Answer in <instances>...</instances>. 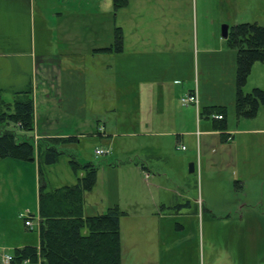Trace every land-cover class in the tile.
I'll return each instance as SVG.
<instances>
[{
	"label": "rangeland",
	"instance_id": "obj_1",
	"mask_svg": "<svg viewBox=\"0 0 264 264\" xmlns=\"http://www.w3.org/2000/svg\"><path fill=\"white\" fill-rule=\"evenodd\" d=\"M64 1L0 0V97L6 103H13L17 94L35 78V69L44 61L43 55L50 57L55 42L50 37L52 24L44 15L51 11L72 10ZM83 4L80 9L84 12L107 13L100 42H105V34H109L111 28L113 38V29L121 27L122 55L115 57L114 51L99 55L106 88L104 93L93 98L96 106L84 116L87 122L76 123L72 117L59 113L36 119L40 123L47 116L53 122V128H42V133L65 135L64 138L77 136L76 141L56 143L55 147L63 154L55 163L42 161V178L47 187L76 182L77 175L71 169L70 159L90 162L118 181L120 209L125 213L120 222L122 264H264V177L250 176L244 184L240 178L247 177L240 165L249 154L241 159L233 148L221 147L216 135L202 133L198 137L197 131L205 129L203 109L199 111V127L194 118L192 135L183 134L182 129H189L188 123L183 126V119L180 130L167 128L168 124L160 122L151 130L177 131L182 135L178 141L176 134L136 137V133L147 131L140 124L136 126L137 121L149 115L157 117L156 112L140 113L136 101L130 98L129 85H123L120 90L111 85L114 77L117 82L130 81L132 36L137 23L139 33L143 36L148 33L151 38L141 46H148L156 53L157 45L167 47L168 37L170 47L178 45L180 52L183 49L176 58L180 64L176 75L186 77L183 78L185 89H199V92L202 89L204 101L209 105H224L227 121L236 124L237 119H248L244 120L247 124L240 126L255 127L258 121L251 124L253 118L236 116L233 104L235 52L227 42L228 35L221 37V30L227 26L229 33L233 26L243 23L264 26V0H127L126 6L118 10L113 9L112 0H84ZM178 24L180 31L173 36ZM158 48L163 50V47ZM161 58L162 61L157 56L150 64L174 63L170 53ZM254 87L264 88V64L260 61L252 64L242 92ZM231 91L234 96L227 100ZM186 94V90L183 94L175 92L176 111L189 107L180 102ZM217 116L212 118L216 120ZM263 117L264 113L260 120ZM96 121L99 122L96 124ZM98 125L104 128L103 134L96 133ZM2 126L13 131L18 142L26 139L34 145L40 133L35 130L34 122L29 131L12 123ZM181 145L186 150H181ZM139 147L142 149L136 154L133 149ZM96 149L103 153L96 155ZM136 155L149 169L148 180L141 168L134 167ZM190 164L194 165L193 173L188 172ZM37 165L36 154L34 161L0 160L1 249L14 245L23 232L32 237L36 234V228L31 232L25 229L20 215L33 224L38 222ZM161 173H166L167 177L159 175ZM100 183L84 193L88 214L101 207L104 197L108 200L115 197L112 187L105 190ZM260 200L259 208L246 210L244 203Z\"/></svg>",
	"mask_w": 264,
	"mask_h": 264
},
{
	"label": "crops",
	"instance_id": "obj_2",
	"mask_svg": "<svg viewBox=\"0 0 264 264\" xmlns=\"http://www.w3.org/2000/svg\"><path fill=\"white\" fill-rule=\"evenodd\" d=\"M83 1L84 0H65L64 2L66 4L71 5L70 7L73 8L72 10L68 8L64 9V11H51L48 15H44V17L48 18L49 22L52 24V26L50 25V37L55 44L50 51V57L46 54L43 55L42 58L44 61L40 63V65H37L36 68L38 69H35V78L29 82L28 85L30 86L27 85V88L25 89L32 90L33 94L34 127L37 132L40 131V133H37V140H47V143H49V140L51 139L57 141L60 140L59 143L61 141L65 142V140L76 141L77 136L64 138L65 135L42 133V128L44 130H51L53 128V122L49 121V117L45 116L46 120L38 123L36 119H38L39 116H53L59 113L61 115H68V117H72L73 121L76 123H83L84 121L87 122L88 120L85 119L84 116L88 113L90 114V111L96 106L93 98L98 96L99 93H104L106 88V81H104L105 77L102 74L103 71L101 72V67L104 68V66L100 65L99 55L112 53L111 51L105 50L106 48H109L112 43V28L109 34H105V39H103L105 42H100L99 38H101V35L104 32V24L107 20V13L84 12L80 9L81 6L84 5ZM135 13L138 12L135 11ZM86 21L87 25H85ZM179 27L180 26L178 24L177 28L173 29V36L179 33ZM116 28L121 29V27ZM139 29L140 25L138 26L136 23L133 28L134 33L132 37L134 40L132 42L130 53V81L128 83H123L121 80L117 82L116 77H114V80L111 82V85L114 88L117 87L118 90H120L123 85L130 86V98L131 100L133 99L136 101L137 109L140 113H152L153 110L156 112L157 117L149 115L147 116V119H139L137 121L135 125L137 126L140 124L147 131L141 134L136 133V137H138V135L148 137L159 134H176V141H178L181 139L182 135L177 133V131L152 132L151 130L157 128V122H160V124H168L167 128L170 127L173 130L178 128L180 130L179 126L181 125V119H183V126H186L187 123L189 124V129H182L183 134L186 135L187 133L192 135L194 118L198 121L196 126L198 125L199 127V124L201 123V112L199 111L203 109L202 115L205 121L204 125H202L205 129L197 131V136L199 137L202 133L218 136L220 141L219 145L224 148L227 147L226 149L233 148L241 159L245 157L244 155L249 154V157H245L241 161L240 165L242 173L247 176L240 177L242 178L241 181L243 184L247 178H250V176L254 178L255 176L261 178L263 175L264 177V117L260 120V115L264 113V107H260L255 118L251 119V124L258 121V124H256L255 127L244 128L240 126L241 124H247L248 122L244 120L248 119H237L236 124L225 119V130L215 131L213 127L217 126L218 123L216 122L219 121L212 118L214 115H219L216 109L213 108L215 106L209 105L210 103L204 101V91L202 89H200V92L199 89H185L186 87L185 83L183 84V80L186 77L184 74L181 78L176 75L180 66V64L176 62V58L181 54V52H183V49L180 52L178 45H171L170 47V39L167 37V47L157 45L155 53V51L153 49H149L148 46H141L142 42H147L148 40L151 41V38L148 33L144 36L140 34ZM166 42L164 44H166ZM101 44H104L105 46H101ZM158 46L163 47V50L159 51L160 49ZM169 53L174 63H161L159 65L150 64V61H155L157 56L158 59L162 61L161 57L163 55L168 56ZM113 55L115 57H120L122 55V51H114ZM153 56L156 58H153ZM31 85H33V87ZM197 85L199 88V83ZM185 90L187 93L197 92V107L193 105H185L189 107H184L182 108L183 110L178 112L174 107V98H176L175 92L178 91L180 94H183ZM247 92L248 91H245V93ZM200 94L201 97L199 96ZM141 95H145L144 98L140 99ZM228 95L227 100H232L234 93L231 91ZM219 107H224V105H219ZM161 117H164V119L159 120ZM98 122L99 121H96V124ZM89 127L91 128V126ZM95 129L98 135L103 134L102 130L104 131V128H100L98 125ZM140 146H143V144L141 143ZM138 149L142 148L139 147L133 149L137 152L136 154L140 152ZM177 149H179L178 146ZM184 150H186L185 147ZM257 156H260V158ZM137 158L139 157L136 155L137 162L134 167L135 169L141 168L142 172H144L145 180H148L151 176L149 169L144 163H142L143 161L140 158ZM157 158H160V155ZM100 170L101 168L97 169L96 184L99 185L101 181L100 185L102 189L105 190L112 187L115 197L112 200H108L104 197V202L101 207L92 214L86 213V200L84 199L85 203L83 205V215L85 216L101 214L109 207L113 206H118L120 209L121 201L118 181L115 178H112V176H109V173H106L105 170L102 172H100ZM80 175L81 173H79V176ZM159 175L167 177L166 173H161ZM261 203L262 201L260 200L259 202L257 201V203L253 204L244 203V206H246V210L254 211L256 208L261 206ZM188 205L189 204L186 203L187 207ZM121 219L120 222H122ZM37 228L38 222L33 224V229L36 230V234L33 237L30 234H27V232H23L22 237H20L14 245L10 246V248L7 246L2 249L0 248V253L13 255L12 252L15 248L37 246L39 243ZM10 264L33 263L11 262Z\"/></svg>",
	"mask_w": 264,
	"mask_h": 264
},
{
	"label": "trees",
	"instance_id": "obj_3",
	"mask_svg": "<svg viewBox=\"0 0 264 264\" xmlns=\"http://www.w3.org/2000/svg\"><path fill=\"white\" fill-rule=\"evenodd\" d=\"M127 0H112L114 10L126 6ZM227 42L235 52L234 109L237 117L254 118L259 107H264V88H253L247 93L242 86L249 75L252 64H264V26L257 23H243L233 26ZM121 29H113L112 43L106 51L122 50ZM221 119L215 129L225 130V108L213 107ZM214 111V110H213ZM33 99L31 90L17 95L13 103L0 98V160L15 159L38 161L37 190V246L15 248L12 252L14 263L33 264H122L120 258V219L125 215L118 206L109 207L105 212L93 216L83 215L84 193L91 191L97 181V168L90 162L79 163L70 159L72 171L77 175L73 185L50 189L42 175V161L53 164L63 154L55 147L60 140L49 143L37 140L35 145L24 139L17 141L11 130L3 124L12 123L29 131L33 128ZM45 142V143H44ZM144 169V168H142ZM81 173L79 176L78 174ZM26 230H34L25 227Z\"/></svg>",
	"mask_w": 264,
	"mask_h": 264
},
{
	"label": "built area",
	"instance_id": "obj_4",
	"mask_svg": "<svg viewBox=\"0 0 264 264\" xmlns=\"http://www.w3.org/2000/svg\"><path fill=\"white\" fill-rule=\"evenodd\" d=\"M180 101L183 105H193L197 107V102H198L197 94L196 92H188L184 97L180 99ZM217 119H221V116L218 115ZM180 149L184 150V146H181ZM102 153H103L102 150H98V149L95 150L96 155H100ZM21 217H24V216L21 215ZM24 225L26 227H29L30 229L33 228V223L30 219H25ZM12 260H13L12 255L7 254V253H0V263L1 264H10Z\"/></svg>",
	"mask_w": 264,
	"mask_h": 264
},
{
	"label": "water",
	"instance_id": "obj_5",
	"mask_svg": "<svg viewBox=\"0 0 264 264\" xmlns=\"http://www.w3.org/2000/svg\"><path fill=\"white\" fill-rule=\"evenodd\" d=\"M227 35H228V27L227 26H223L222 27V30H221V37L222 38H226ZM188 172L189 173H192L193 172V164H190L189 165Z\"/></svg>",
	"mask_w": 264,
	"mask_h": 264
}]
</instances>
